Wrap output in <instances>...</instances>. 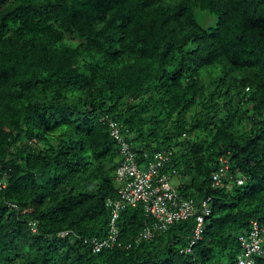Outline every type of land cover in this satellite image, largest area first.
Segmentation results:
<instances>
[{
  "label": "trees",
  "instance_id": "16d2710c",
  "mask_svg": "<svg viewBox=\"0 0 264 264\" xmlns=\"http://www.w3.org/2000/svg\"><path fill=\"white\" fill-rule=\"evenodd\" d=\"M113 121L141 165L174 147L179 189L212 197L191 252L193 216L138 239L143 203L121 209L116 245L85 242L109 234L119 197ZM222 156L234 177L215 186ZM254 221L264 0H0V264H236Z\"/></svg>",
  "mask_w": 264,
  "mask_h": 264
},
{
  "label": "built area",
  "instance_id": "2783aa9c",
  "mask_svg": "<svg viewBox=\"0 0 264 264\" xmlns=\"http://www.w3.org/2000/svg\"><path fill=\"white\" fill-rule=\"evenodd\" d=\"M111 125L113 134L122 144L123 160L117 169L119 197L107 200V205L113 211L109 234L104 238H86L85 242L92 246L94 252L116 245L120 238L118 219L121 209L127 205L137 206L143 203L148 215L154 218V223L148 225L140 233L138 239H150L157 232L166 231L172 223L193 216L197 219V225L191 243L186 248V251L191 252L196 242L204 235L206 219L213 211L212 197L204 198L198 203L193 197L186 196L179 187L172 183L173 175L167 168L173 158L174 147L156 150L154 153L145 152V156H151L152 159L147 164L141 165L137 160V152L121 135L118 123L113 121ZM220 161L221 164L213 175L215 186L225 184L224 177H234L230 174V157L222 156ZM176 172L177 169L174 168L173 173ZM237 181L243 183L244 179L238 177ZM228 184L231 185L230 182ZM262 231L264 228L258 221H254L251 233L241 235L243 251L237 264H256L255 255L264 257V234ZM67 233L68 231H64L62 235Z\"/></svg>",
  "mask_w": 264,
  "mask_h": 264
},
{
  "label": "rangeland",
  "instance_id": "374dc122",
  "mask_svg": "<svg viewBox=\"0 0 264 264\" xmlns=\"http://www.w3.org/2000/svg\"><path fill=\"white\" fill-rule=\"evenodd\" d=\"M172 183L176 186V187H181L183 182H184V178H182L180 175L178 174H174L171 178ZM242 250H240L239 254L241 253ZM264 264V263H263Z\"/></svg>",
  "mask_w": 264,
  "mask_h": 264
},
{
  "label": "clouds",
  "instance_id": "9594fccd",
  "mask_svg": "<svg viewBox=\"0 0 264 264\" xmlns=\"http://www.w3.org/2000/svg\"><path fill=\"white\" fill-rule=\"evenodd\" d=\"M242 251H243V249H242ZM242 251H241V253L239 254V256L242 254ZM239 258V257H238ZM238 262V261H237ZM237 262H236V264H237Z\"/></svg>",
  "mask_w": 264,
  "mask_h": 264
}]
</instances>
